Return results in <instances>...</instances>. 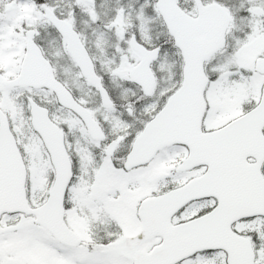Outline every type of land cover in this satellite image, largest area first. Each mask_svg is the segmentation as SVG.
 I'll return each mask as SVG.
<instances>
[{
  "label": "snow or ice",
  "instance_id": "6c2138e0",
  "mask_svg": "<svg viewBox=\"0 0 264 264\" xmlns=\"http://www.w3.org/2000/svg\"><path fill=\"white\" fill-rule=\"evenodd\" d=\"M0 264H264V0H0Z\"/></svg>",
  "mask_w": 264,
  "mask_h": 264
}]
</instances>
